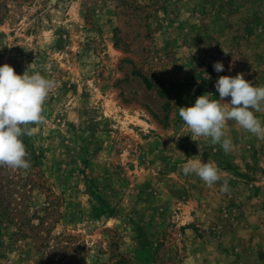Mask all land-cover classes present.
I'll return each instance as SVG.
<instances>
[{"label":"rangeland","instance_id":"obj_1","mask_svg":"<svg viewBox=\"0 0 264 264\" xmlns=\"http://www.w3.org/2000/svg\"><path fill=\"white\" fill-rule=\"evenodd\" d=\"M6 63L57 86L31 167H0V264H264V139L227 121L225 154L178 114L220 76L264 85V0H0Z\"/></svg>","mask_w":264,"mask_h":264},{"label":"clouds","instance_id":"obj_2","mask_svg":"<svg viewBox=\"0 0 264 264\" xmlns=\"http://www.w3.org/2000/svg\"><path fill=\"white\" fill-rule=\"evenodd\" d=\"M213 67L216 72L224 71L221 62H215ZM56 86L55 80L39 72L30 75L25 71L19 75L7 63L0 66V167L11 170H28L31 167L21 137L33 134L34 129L30 125L46 122L44 105ZM215 88L219 99H210L204 94L198 96L193 105L179 107V117L192 136L210 139L213 145L220 144L228 154L233 144L230 138H226L225 128L227 121L231 120L245 131L264 139V126L255 115L264 113V85L255 86L238 73L220 76ZM227 97H230V102H224ZM181 171L185 176L194 174L208 188L222 181L220 191H230L229 179L225 178L228 174L214 161L186 158Z\"/></svg>","mask_w":264,"mask_h":264},{"label":"trees","instance_id":"obj_3","mask_svg":"<svg viewBox=\"0 0 264 264\" xmlns=\"http://www.w3.org/2000/svg\"><path fill=\"white\" fill-rule=\"evenodd\" d=\"M144 83H145L147 88H150L151 84H150V82H148V80L144 79Z\"/></svg>","mask_w":264,"mask_h":264}]
</instances>
